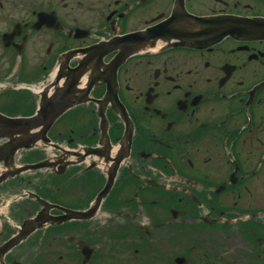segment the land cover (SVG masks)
Listing matches in <instances>:
<instances>
[{"label": "flooded vegetation", "instance_id": "af4514ba", "mask_svg": "<svg viewBox=\"0 0 264 264\" xmlns=\"http://www.w3.org/2000/svg\"><path fill=\"white\" fill-rule=\"evenodd\" d=\"M0 82L67 107L0 172V264H264V0H0Z\"/></svg>", "mask_w": 264, "mask_h": 264}, {"label": "water", "instance_id": "95a60500", "mask_svg": "<svg viewBox=\"0 0 264 264\" xmlns=\"http://www.w3.org/2000/svg\"><path fill=\"white\" fill-rule=\"evenodd\" d=\"M7 123H9V124H7V125H5L6 127H8V128H12V129H14V130H18L19 128H23V123H18V122H16V120H13V121H7Z\"/></svg>", "mask_w": 264, "mask_h": 264}]
</instances>
